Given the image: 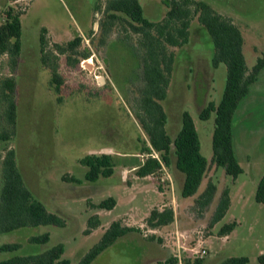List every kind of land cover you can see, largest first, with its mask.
Masks as SVG:
<instances>
[{
  "label": "rangeland",
  "instance_id": "374dc122",
  "mask_svg": "<svg viewBox=\"0 0 264 264\" xmlns=\"http://www.w3.org/2000/svg\"><path fill=\"white\" fill-rule=\"evenodd\" d=\"M139 1L150 20L160 19L166 11L162 0ZM203 1L238 25L250 68L264 52V0ZM104 4L105 0H0V23L11 6L21 13L22 24V49L15 70H11L5 55L0 56V81L9 74L14 77L17 108L14 133L0 140V181L2 157L6 149H14L26 186L48 210L65 220L64 227L38 225L0 233V245L20 244L17 250L0 252V259L36 254L62 243L64 257L75 263L99 240L110 222L119 219L124 225L138 226L142 233L125 234L90 264H154L176 252V227L184 247L200 244L205 248L202 264H215L230 255H245L248 264H262L258 255L264 254V205L254 200V191L264 174V69L233 115L234 150L243 172L233 180L221 167L211 165L207 173V179L210 177L218 187L215 199L223 187L230 189L231 205L220 223L235 221L236 225L227 235L219 236V223L210 225L214 205L200 212L193 199L181 197L178 175L172 171L176 170L174 158L159 176L142 178L135 173L136 166L145 159L141 149L148 141L133 115L128 94L133 59L114 41L123 36L119 26L107 37L108 49L98 43ZM41 28L47 30L48 46L78 35L79 50L90 52L75 66L67 63L65 55H57V70L63 80L60 93L53 88L49 68L39 60ZM172 51L175 62L164 105L168 132L175 134L180 127V113L188 111L198 132L200 151L209 161L214 115L202 120L198 114L208 101H219L226 67L211 66V38L195 19L190 24L188 42ZM2 105L0 131L5 125ZM108 148L114 164L112 175L96 182L86 181L87 167L80 159ZM204 186L205 180L199 189ZM110 196L116 201L112 209L92 207ZM162 203L174 208L175 222L156 231L145 230V217ZM94 214L100 224L86 234L87 219ZM44 232L49 233L48 242L29 241V237ZM153 233L162 239L161 244L145 238ZM180 254L181 258L193 257L189 250L180 249Z\"/></svg>",
  "mask_w": 264,
  "mask_h": 264
},
{
  "label": "trees",
  "instance_id": "16d2710c",
  "mask_svg": "<svg viewBox=\"0 0 264 264\" xmlns=\"http://www.w3.org/2000/svg\"><path fill=\"white\" fill-rule=\"evenodd\" d=\"M162 3L166 7L164 15L158 20H150L145 17L139 0H105L98 23V43L105 44L108 49L107 37L115 26H119L123 36L114 41L123 46L128 54H132L133 66L127 79L128 94L133 115L148 141L141 149V153L146 156L136 166V175L159 176L164 167L171 165L174 158L175 168L184 175L181 197L193 199L200 212L214 205L210 225L219 223L218 235H227L236 225L235 221L220 223L231 205L230 189L228 186L223 187L215 199L218 187L210 177L207 179V173L211 165L221 167L233 180L243 172L234 150L232 120L240 100L248 94L249 87L264 69V52L249 68L243 51L242 32L230 17L218 13L203 0H162ZM20 17L21 13L9 6L0 23V56L7 57L11 70H15L22 49ZM192 19L211 38V66L216 68L224 64L226 67V80L219 101H208L198 114L202 120L214 115L212 156L209 161L200 151V139L190 113L186 110L180 113V127L172 136L168 132V115L164 106L175 62L172 49H178L188 42ZM46 32L45 28H41L39 32V60L49 68L53 88L60 93L63 80L57 70V55H65L67 63L75 66L79 64V58L89 57L90 52L88 49L79 50L81 38L78 35L65 43L54 42L48 46ZM15 87L16 81L10 74L0 81V103L3 104L1 117L5 121L4 128L0 131L2 141L7 140L15 131ZM112 162L108 153L85 154L80 159V163L87 167L84 179L96 182L101 177H110L114 166ZM64 179L67 180L66 176ZM69 179L80 182L74 177ZM203 180L205 186L200 190ZM0 182V233L28 226H65L64 218L48 210L26 186L14 149H6L2 157ZM254 200L264 205V174L256 184ZM115 204V199L110 196L92 204V207L110 210ZM175 218L172 206L161 210L154 207L144 219L145 230H157L175 222ZM99 224L97 214L91 215L87 219L84 233H89ZM129 232L141 234L142 229L124 225L119 219L111 221L99 240L75 263L64 257V245L58 243L36 254H16L0 259V264H90L104 249ZM49 238V233L44 232L29 237V241L43 244ZM145 238L157 244L162 243L158 234H149ZM19 247L17 242L3 243L0 245V252L14 251ZM258 260L264 264V254L258 255ZM248 262L249 258L245 255H230L215 264ZM202 263L203 257L181 258V264ZM154 264H179V259L175 253H168Z\"/></svg>",
  "mask_w": 264,
  "mask_h": 264
},
{
  "label": "built area",
  "instance_id": "2783aa9c",
  "mask_svg": "<svg viewBox=\"0 0 264 264\" xmlns=\"http://www.w3.org/2000/svg\"><path fill=\"white\" fill-rule=\"evenodd\" d=\"M154 155H155V157L158 158V156H157L156 153H154ZM154 231H156V230H154ZM180 235H181V233L179 232V230L176 227V229H175V248H176L175 249L176 250L175 254H176V256L179 259V264H181L180 249H183L185 251L186 250L192 251V255L193 256H197V257H203L206 254L205 248L201 247L200 244L197 245V246H194L193 248H189V249H187L186 247H184V245L180 243V240H179L180 239L179 238Z\"/></svg>",
  "mask_w": 264,
  "mask_h": 264
},
{
  "label": "crops",
  "instance_id": "0c3cea01",
  "mask_svg": "<svg viewBox=\"0 0 264 264\" xmlns=\"http://www.w3.org/2000/svg\"><path fill=\"white\" fill-rule=\"evenodd\" d=\"M172 171H173V175L174 176L178 175L179 180H177V181L182 185V182H183V179H184V175L179 170H177V169L176 170H172ZM145 177H147V176H145ZM145 177H142V178H145ZM160 193H163V192L160 191ZM166 205H167L166 203L160 204L159 205V209L161 210L163 207H166Z\"/></svg>",
  "mask_w": 264,
  "mask_h": 264
},
{
  "label": "water",
  "instance_id": "95a60500",
  "mask_svg": "<svg viewBox=\"0 0 264 264\" xmlns=\"http://www.w3.org/2000/svg\"><path fill=\"white\" fill-rule=\"evenodd\" d=\"M111 150L108 148L107 150H101V151H99V152H97V151H93V152H90V153H109Z\"/></svg>",
  "mask_w": 264,
  "mask_h": 264
}]
</instances>
